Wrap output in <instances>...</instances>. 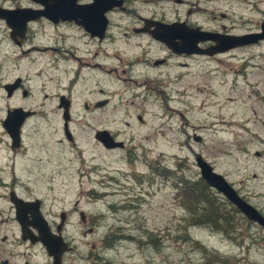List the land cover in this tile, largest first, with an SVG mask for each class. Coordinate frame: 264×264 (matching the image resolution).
Masks as SVG:
<instances>
[{
	"label": "rangeland",
	"instance_id": "rangeland-1",
	"mask_svg": "<svg viewBox=\"0 0 264 264\" xmlns=\"http://www.w3.org/2000/svg\"><path fill=\"white\" fill-rule=\"evenodd\" d=\"M130 4L132 7L133 2ZM140 7L141 13L149 10L150 14L156 9L158 16L168 19L178 16L203 25L210 24L208 16L217 17L216 8L221 9L228 12V30L237 33L252 30L264 20V0H185L182 3L167 0L160 9L142 0ZM133 14L135 10L130 13ZM0 38L4 39L0 46L2 59L17 53L2 24ZM41 38L46 41V36ZM221 61L201 59L199 64L183 68L186 75L169 87L174 90L178 85L183 92L168 101L157 99L155 77L159 75L155 70L149 71V76L130 79L128 72L122 73L121 64L106 60L100 61L106 67L105 73L94 71L93 79L98 86L92 80H81L77 84L74 92L79 100L100 87L107 91L120 90L124 105L104 112L105 125L109 119H114L122 136H133V144L142 143L148 150L146 161L129 160L124 151L102 148L92 137L94 128L86 124L83 113L71 114L70 129L76 134L75 145L66 142L61 135V114L52 113L45 120L25 125L27 151L17 156L15 164L0 151V181L10 183L14 173L18 193L41 198L42 209L51 220L58 222L60 211H70L64 235L74 248L72 264H98L94 253L100 250L99 240L114 225L124 227L135 236L155 235L156 246L131 240L99 253L112 264H205L206 254L196 248L193 241L226 259L225 262L213 261L214 264L264 263V237L250 239L264 234L256 225L249 227L245 221L238 220L227 234L204 226H190L185 230L187 214L175 198L172 175L156 171L165 168L175 176L196 178L199 169L195 153H199L242 197L264 208V41L234 49L222 56ZM37 65L43 69L40 77L35 73ZM110 67H116L117 72L108 75L106 71ZM160 69L163 83L166 76H175L179 70L174 63ZM90 71L82 69L83 74ZM8 72V76L3 75L4 71L0 73V119L5 114L7 102L1 84L13 76L31 75L35 95H40L42 89L52 93L58 91V85H68L62 71L46 68L43 62L23 61ZM51 75H56L57 79ZM146 78L153 86L149 91L144 83ZM40 81L47 82L44 88L37 85ZM127 87L130 90H125ZM144 92L149 94L141 107L144 95L139 94ZM128 100L135 101V105ZM140 109L146 111L148 123L145 125L135 118ZM95 117L87 115L86 119ZM125 120L132 124L129 128L123 124ZM194 132L202 136L200 142L191 138ZM0 138H6L1 122ZM256 151L260 152L259 156L255 155ZM76 202L88 218L85 223L78 216ZM127 204L133 207L126 209ZM185 232L192 239L184 237ZM5 235L7 240L2 242ZM19 235L8 189L2 184L0 248L13 255L19 253L20 257L9 258L12 264H22L25 259L30 264H46L44 249L27 247L20 243ZM246 235L248 237L243 238Z\"/></svg>",
	"mask_w": 264,
	"mask_h": 264
},
{
	"label": "flooded vegetation",
	"instance_id": "flooded-vegetation-1",
	"mask_svg": "<svg viewBox=\"0 0 264 264\" xmlns=\"http://www.w3.org/2000/svg\"><path fill=\"white\" fill-rule=\"evenodd\" d=\"M141 1L142 0H1L0 14L6 15L0 16V24H2V27L7 31L8 40L11 46L17 50V53L10 57H5L4 59L0 57V73L4 71L3 75L8 76V70L13 69L15 65H19L23 61L43 62L46 68L62 71L66 75L68 81V85H58L57 92L49 93L42 89L40 95H35L33 93L30 83L31 75L27 77L15 75L13 78L1 84L3 95L7 101L5 105V114L0 119L1 126L10 110L20 108L27 113L20 126V138L17 145L12 143L9 132L2 126L6 138H0V151H3L6 156L11 157L10 160L14 164L17 156L27 151V147L25 146V125L30 121L45 120L48 115L52 113L61 114V135L66 142L74 145L76 144V134L70 129V123L73 119L71 114L83 113L86 124L92 125L94 128L92 137L102 148L107 150L119 149L124 151L125 158L129 160L135 161L137 158H141L146 161L148 150H146L142 143L133 144V136L130 138H127L125 134L122 136L119 127L114 125V119H109L105 125L106 118L104 117V112L107 109H114L120 105H124L120 90L107 91L104 87H100L99 89L96 88L88 92L87 95L79 100L74 92L77 84L81 80L94 81V71L105 73L106 67L104 63L100 61L106 60L108 62L121 64L123 66L122 73L128 72L131 75L130 79H133V77L149 76L148 72L155 70L159 75L155 77L158 83L157 99L160 98V100L168 101L174 97V95L183 92L178 85L176 89L169 90L170 86L177 84V82L181 81L186 75L183 68L197 65L201 59H204L206 62L211 60L222 62L221 57L228 55V52L245 47L240 46L228 50V35H242L249 32H256L260 29L259 24L258 27L246 32L237 33L229 31L228 12L217 8L215 9L217 17L215 15L208 16L209 25H203L197 21L192 22L189 19L180 18L178 16L173 19H168L161 15L158 16L157 13L159 11L156 9L152 10L150 14H148L149 10L141 13ZM145 1H149L155 5L154 8L158 9H160L163 2H167V0ZM183 1L185 0H175L176 3H182ZM131 2H133L132 7H129ZM136 3L139 4L136 5ZM134 10L136 14L130 15ZM189 12L190 10L187 11V13ZM225 21H227V23ZM175 22L183 26L182 32H177L175 35L169 36L170 39L177 43V50L169 47L164 39L156 36V31L163 30L162 26H159V24L169 25ZM20 25H23V31L18 28ZM197 30L208 32L209 34L203 35ZM194 31L198 34H194ZM43 36H46V41L42 40L41 37ZM3 42L4 39L0 38V46L3 45ZM260 42L262 41L256 44ZM66 45L72 46L73 49L66 47ZM250 45L255 44L246 46ZM84 59L86 60L84 61ZM170 63H174V66L178 67L179 70L175 76H166L167 80L163 83L161 82L163 81V77H160L162 72L160 68H168ZM83 68L91 71L88 74H83ZM42 70V67L37 65V71H35L37 76L40 77L42 75ZM117 70L116 67H110L107 69L106 73L112 75L116 73ZM24 74H28L27 71H24ZM50 77L57 79L56 75H51ZM149 80V78L144 80L147 91L153 87L148 84ZM94 82L96 86H98L97 82ZM46 84V81L37 83V85L42 88H44ZM138 85L137 83V86ZM142 86L144 85L142 84ZM129 88L130 87H127L125 90H130ZM148 94V92L139 94L140 96L144 95L141 107L144 105L145 98ZM136 96L137 94L135 93L134 97ZM9 101H11V103H9ZM128 102L131 105H135V101L128 100ZM171 110L178 111V109L173 107H171ZM64 113L69 114V118L66 121L63 117ZM145 114V109H140V112H137L135 115V118L141 125L148 123ZM87 115H96V117L90 120L86 119ZM110 123H112V125H108ZM123 124L128 128L132 125L130 121L127 120H125ZM112 129H116V131ZM102 130H106L108 133L105 134H109V136L112 137V140H109L110 144L122 142V146H105L103 142L96 137L98 132ZM194 133L191 136L193 140ZM12 176L13 181L10 183L2 180L0 181V185L3 184L5 188L8 189L9 201L12 191L25 201L40 199L39 209L43 217L47 220L51 231H56V227L61 220V214L64 213L62 235L71 245V249L62 254L61 262L62 264H72L74 258H72L71 255L74 248L72 242L64 235L70 211H60L59 223L55 219H49L42 209V199L39 197H25L20 195L16 187V176L14 173ZM74 206L75 209H78L77 202ZM253 206L264 215V208L257 205ZM11 207L13 209L14 221L17 226H19L20 243H24L27 247L31 248L34 246L42 247L46 260L48 261L46 264H52L53 258L48 255L45 247L40 241L32 242L30 238H22L16 208L12 202ZM31 210L34 211L35 207H32ZM34 216L35 213L30 211L26 212L24 215V219L31 228L33 238L38 235L37 229L33 226L34 222H36ZM78 216L83 223L88 220L84 212L80 209H78ZM243 217L245 216L243 215ZM245 222L249 227L256 225L264 232V228L258 223L248 219ZM247 237L248 235L243 236V238ZM261 237H264V234L262 236L254 235L250 237V239H260ZM6 240V235L1 238L2 242H6ZM14 256L20 257L19 253L13 255L12 252L6 251L3 247L0 248V264H12L9 258ZM22 264L30 263L25 259Z\"/></svg>",
	"mask_w": 264,
	"mask_h": 264
},
{
	"label": "water",
	"instance_id": "water-1",
	"mask_svg": "<svg viewBox=\"0 0 264 264\" xmlns=\"http://www.w3.org/2000/svg\"><path fill=\"white\" fill-rule=\"evenodd\" d=\"M6 15V14H5ZM0 14V16H5ZM162 26L163 30L156 31V36L165 40L169 47L176 49L177 43L170 39L169 36L175 35L177 32L183 31L182 24L175 22L173 24ZM23 31V25L18 27ZM165 29V30H164ZM175 31V32H174ZM199 31V30H197ZM174 32V33H173ZM203 35L209 34L208 32H201ZM197 32L194 31V34ZM198 34V33H197ZM260 40H264V20L260 23V29L256 32H249L242 35H228V50L231 48L244 46L252 43H257ZM186 43V40H185ZM177 50V49H176ZM20 108H15L8 112L7 118L2 122L3 128H5L11 138L12 143L17 145L20 138V126L23 123V120L26 116ZM63 117L65 121L69 118L68 113H64ZM106 130L98 132L96 137L103 142L107 147L122 146V142H114L113 144L109 143V140H112V137ZM202 137L200 135L194 134V141L200 142ZM255 155L259 156L260 152L256 151ZM195 163L199 169L201 178L215 191L224 196L232 205H234L247 219L250 221L258 223L264 228V215L251 203L245 200L234 188V186L226 179V177L215 171L213 166L203 158L201 154L195 156ZM10 201L14 204L16 208L17 219L20 223L21 235L23 239L30 238L32 242L40 241L45 247L48 255L53 258L52 264H62L61 256L64 252L71 249L69 243L64 239L62 235V227L64 223V213L61 214L60 223L56 227V231H51L47 220L43 217L40 209L39 203L40 199L34 201H25L19 197L15 192L10 193ZM35 207V210L32 211L31 208ZM35 213L36 222H34V227L38 231V235L35 238L32 237V231L29 227V224L24 219L26 212Z\"/></svg>",
	"mask_w": 264,
	"mask_h": 264
},
{
	"label": "trees",
	"instance_id": "trees-1",
	"mask_svg": "<svg viewBox=\"0 0 264 264\" xmlns=\"http://www.w3.org/2000/svg\"><path fill=\"white\" fill-rule=\"evenodd\" d=\"M161 170L162 171H158V169H156L160 174L172 175L175 198L187 214L185 230L190 226H204L227 234L230 230L232 231L234 229V225L238 220L247 221L236 207L225 197H221L218 192L211 188L200 176L188 178L184 175L175 176L169 173L165 168ZM110 207L113 208L115 206L110 205ZM132 207L131 204L125 205L126 209H131ZM183 236L188 239L191 238L187 232H185ZM131 240H136V242L140 244L152 243L153 246H156L155 235L145 233L144 235L135 236L133 232L128 233L124 227L114 225V227L107 231L99 240L98 247L100 250H96L94 253L95 259L98 260V264H112L108 258L103 257V255L99 253L103 254L106 251L113 250L118 244ZM193 243L196 248L203 250L206 254L204 256L205 264H214L213 261H226V259H222L217 253L209 251L200 242L193 241Z\"/></svg>",
	"mask_w": 264,
	"mask_h": 264
}]
</instances>
